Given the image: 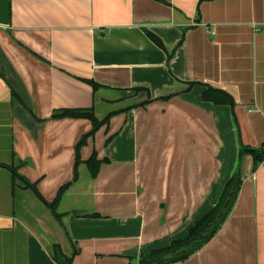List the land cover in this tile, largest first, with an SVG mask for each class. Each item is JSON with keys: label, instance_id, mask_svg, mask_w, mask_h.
Segmentation results:
<instances>
[{"label": "crops", "instance_id": "crops-1", "mask_svg": "<svg viewBox=\"0 0 264 264\" xmlns=\"http://www.w3.org/2000/svg\"><path fill=\"white\" fill-rule=\"evenodd\" d=\"M91 108L114 115L74 182L92 123L52 117ZM242 148L264 149V0H0V264H57L56 246L72 264H138L185 238L237 171L220 231L177 264H264V166ZM70 182L59 222L46 203Z\"/></svg>", "mask_w": 264, "mask_h": 264}, {"label": "trees", "instance_id": "trees-1", "mask_svg": "<svg viewBox=\"0 0 264 264\" xmlns=\"http://www.w3.org/2000/svg\"><path fill=\"white\" fill-rule=\"evenodd\" d=\"M148 37L160 48L164 49L162 41L154 34L148 33ZM95 89L98 85L92 81H87ZM194 84H190L192 87ZM139 90V89H138ZM137 90V91H138ZM203 99L214 105H226L234 109L235 102L231 95L219 89L207 87L203 92ZM114 113L108 115L104 120H99L93 108L91 109H64L56 111L53 119H86L92 123V130L84 135L76 146V162L74 167V182L78 180V168L83 163L81 151L87 145L89 139L93 138L97 132L103 127L108 126ZM250 153L253 156L255 166L261 165L264 161V149L252 150L248 148L241 149V156L244 153ZM106 160H99L97 153L86 161V165L93 179L99 175L100 168ZM14 179H20L17 170L14 169ZM26 188L35 189V185L30 184L25 178L21 177ZM72 186V182L60 188L56 198L48 204L55 218L61 222L62 216L57 213L58 205L67 190ZM242 186V178L239 171L226 183L218 203L201 218L188 232L185 238L173 240L169 246L143 253L139 258L138 264H177L187 261L190 257L206 246L220 231L221 227L229 217L233 206L238 198ZM41 197V196H40ZM75 254V253H74ZM73 254V256H74ZM73 256L67 257L62 253L58 246L55 247V260L57 264H72Z\"/></svg>", "mask_w": 264, "mask_h": 264}, {"label": "built area", "instance_id": "built-area-1", "mask_svg": "<svg viewBox=\"0 0 264 264\" xmlns=\"http://www.w3.org/2000/svg\"><path fill=\"white\" fill-rule=\"evenodd\" d=\"M262 166H264V161L261 163Z\"/></svg>", "mask_w": 264, "mask_h": 264}]
</instances>
